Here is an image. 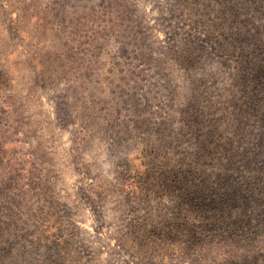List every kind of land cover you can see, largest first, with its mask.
I'll use <instances>...</instances> for the list:
<instances>
[{"label":"rangeland","instance_id":"374dc122","mask_svg":"<svg viewBox=\"0 0 264 264\" xmlns=\"http://www.w3.org/2000/svg\"><path fill=\"white\" fill-rule=\"evenodd\" d=\"M0 264H264V0H0Z\"/></svg>","mask_w":264,"mask_h":264}]
</instances>
